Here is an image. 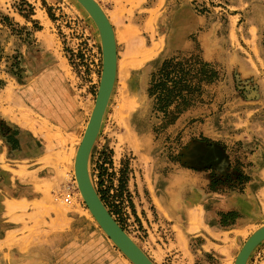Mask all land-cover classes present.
Segmentation results:
<instances>
[{"label":"rangeland","instance_id":"rangeland-1","mask_svg":"<svg viewBox=\"0 0 264 264\" xmlns=\"http://www.w3.org/2000/svg\"><path fill=\"white\" fill-rule=\"evenodd\" d=\"M97 1L114 27L118 56L114 89L89 162L98 194L155 264H234L264 217L249 222L234 210L219 211L213 218L222 234L185 239L169 226L165 187L181 169L194 171L205 182L207 205L214 206L218 196L212 194H254L264 185V0ZM0 22L1 116L20 122L16 116L27 111L61 125L73 115L80 125L71 146H43L28 137L22 148L18 126L0 117L4 167L21 177L15 169L25 168L31 163L26 158L44 149L57 178L41 190L49 192L52 212L76 220L51 243L35 246L34 264H132L94 220L74 177L76 149L102 71L93 20L76 0H0ZM165 60L181 63L182 69L169 67L173 76L183 70L196 77L190 81L191 106L166 126L158 93L148 92L163 78L159 69ZM201 64H207L211 81L198 82ZM49 127L61 143L59 128ZM222 160L226 173L219 169ZM198 220L194 213L190 230ZM24 229L21 235L28 233ZM10 259L0 251V264H14ZM247 264H264V241Z\"/></svg>","mask_w":264,"mask_h":264},{"label":"crops","instance_id":"crops-1","mask_svg":"<svg viewBox=\"0 0 264 264\" xmlns=\"http://www.w3.org/2000/svg\"><path fill=\"white\" fill-rule=\"evenodd\" d=\"M2 26L0 22V28ZM32 115L27 111L22 112L19 116H16L20 119V122H18L11 116H1L0 113L1 118L18 126L20 132L19 142L22 148L28 142V137L29 140H39L43 146L50 144L54 146H71L70 141H75L76 132L80 125L73 115L67 119V123L61 125L52 124L42 116H39L41 119L37 120ZM79 119H82V117ZM49 124L59 128L62 137L66 138V143L62 142V137L59 139L61 143H56L58 140L51 137L56 130L49 127ZM0 142L2 143L1 140ZM5 149L4 147V151ZM46 156L44 149L41 151L38 149L34 154L29 155L26 161L31 163L25 165L23 169L20 166L15 169V171L22 172L23 176L19 177L17 174L11 176L8 171L9 168L4 167L5 154L0 155V226H2L0 251L5 255H9L11 257L10 261L14 264H34L33 252L35 246L39 243H51V237L61 230L71 228L73 223L76 222L73 218L69 220L67 215H61V217L52 212V202L48 198L49 192L41 190V185L51 181L52 178H54L53 180L57 178L55 168L47 166L49 165L48 162L51 163V159ZM53 164L55 163L53 162ZM219 169L222 173L227 172L226 161H221ZM185 178H190V180L184 184L183 180ZM262 179L264 181V176H262ZM204 183L199 174L181 169L171 175L165 187V193L169 196L167 198V200L169 199V205L163 207V210L167 213L169 226H176L181 237L186 239L189 236L204 232L212 237L215 234H222L223 232L219 231L222 230L220 223L213 218V214L218 216L219 211L234 210L241 215V219H247L249 222L252 220L258 221L264 217V199L262 198L264 196V185L254 194L247 192L226 195L212 194V197L217 195L218 198L215 205L211 206V204L207 205V201H205L207 194H205ZM194 213L198 215L199 220L197 227L190 230L192 227L191 218ZM207 215H210V220H207ZM24 228H29L28 231L26 230L28 233L21 235L20 231L25 230ZM13 250L17 252V256L11 253ZM21 254H25L24 259L20 258Z\"/></svg>","mask_w":264,"mask_h":264},{"label":"water","instance_id":"water-1","mask_svg":"<svg viewBox=\"0 0 264 264\" xmlns=\"http://www.w3.org/2000/svg\"><path fill=\"white\" fill-rule=\"evenodd\" d=\"M93 20L100 37L102 71L90 117L74 157V177L78 191L102 231L132 264H155L114 219L98 194L89 170L90 156L100 133L117 74V42L109 17L97 0H76ZM264 241V224L245 240L234 264H247L252 252Z\"/></svg>","mask_w":264,"mask_h":264},{"label":"trees","instance_id":"trees-1","mask_svg":"<svg viewBox=\"0 0 264 264\" xmlns=\"http://www.w3.org/2000/svg\"><path fill=\"white\" fill-rule=\"evenodd\" d=\"M169 67L182 69L181 63H175L172 60H165L159 69L160 78L157 81L152 82L149 87V95L156 96V104L158 109L163 113L164 124L170 125L175 122L178 116L185 111L192 103V97L194 95L195 88L190 85L191 79L196 77H190L189 73L181 70L179 76L172 75V71ZM207 64H201V69L198 82L211 81V77L208 76V72L205 70ZM155 76H153V79ZM173 107V108H172Z\"/></svg>","mask_w":264,"mask_h":264},{"label":"bare ground","instance_id":"bare-ground-1","mask_svg":"<svg viewBox=\"0 0 264 264\" xmlns=\"http://www.w3.org/2000/svg\"><path fill=\"white\" fill-rule=\"evenodd\" d=\"M116 37V36H115ZM117 61H118V59H117Z\"/></svg>","mask_w":264,"mask_h":264}]
</instances>
